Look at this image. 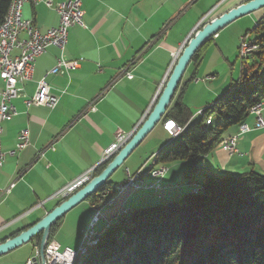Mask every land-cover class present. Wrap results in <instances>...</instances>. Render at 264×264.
<instances>
[{
    "label": "crops",
    "instance_id": "0c3cea01",
    "mask_svg": "<svg viewBox=\"0 0 264 264\" xmlns=\"http://www.w3.org/2000/svg\"><path fill=\"white\" fill-rule=\"evenodd\" d=\"M43 1L26 3L21 12L22 17L32 20L42 33L58 25L57 13L47 8ZM80 1L84 26L68 28L63 51L65 60L81 59L80 65L71 72L47 74L59 57V51L49 47L35 60L32 79L23 84L20 97L13 101L17 115L1 125L0 148L4 161L0 168V244L31 228L63 202L64 199L56 198L54 194L87 171L97 168L106 150L115 143L117 130L129 135L130 139L154 106L175 63L174 57H178L187 40L211 19L248 0ZM262 13L264 8L249 14L247 19L256 23ZM232 23L221 29L210 42L221 56H224L222 50L229 38L237 47L238 41L247 33L239 26L231 36L228 30L236 22ZM234 57L235 52L231 50L225 60L228 63ZM199 66H192L185 82L183 75L177 90L181 101L189 83L198 85ZM122 70L129 71L132 78L124 76ZM241 72L240 63L236 81L230 72V76L227 75L214 88L212 85L218 78L207 75L204 83L211 84L203 88L201 99L192 106L195 111H203L217 103L229 85L239 81ZM43 77L50 95L58 100L52 110L24 104ZM91 103L94 111L88 109ZM183 104L190 110L188 104ZM261 116L264 120V111ZM164 122L162 119L119 167L121 176L117 174L119 168L111 175L108 182L112 186L124 180L125 170L131 173L141 170L145 183L157 181L142 168L150 156L173 141L163 128ZM242 123L249 130L238 138L237 152L229 154L218 145L199 159L196 183L201 184L207 172L238 175L254 171L264 176V128L255 129V116L251 114ZM238 126L229 128L223 137L237 134ZM22 129L29 132V144L11 156L9 151L15 148ZM139 149L142 157L138 165L131 162V156ZM186 163L179 161L164 165L166 172L158 180L164 188L162 198L177 193L175 198H178L186 194L185 189L190 192L191 187L182 179ZM179 183L181 189L176 193ZM10 184L14 186L5 192ZM136 193L141 194L135 196ZM151 196H155L153 190L115 192L106 205L97 206L101 213L97 230H102L107 222L115 221L121 211L151 204ZM94 207L85 200L67 212L56 222L52 240L60 248L76 250L81 231L92 220ZM32 239L1 254L0 264H24L33 255L35 244Z\"/></svg>",
    "mask_w": 264,
    "mask_h": 264
},
{
    "label": "trees",
    "instance_id": "16d2710c",
    "mask_svg": "<svg viewBox=\"0 0 264 264\" xmlns=\"http://www.w3.org/2000/svg\"><path fill=\"white\" fill-rule=\"evenodd\" d=\"M9 3L0 0V24ZM252 31L262 35L250 41L256 50L240 62L248 72L245 78L241 75L238 82H232L221 99L200 110L199 119L188 127L192 114L181 94L162 118L175 121L184 131L155 153L156 163L187 161L182 179L191 190L198 186L197 191L129 210L74 264H264V176L254 171L238 175L207 172L204 181L196 183L199 159L220 145L226 131L241 124L249 109L264 100V16ZM211 41L196 51L189 66L200 65ZM105 166H98L94 176ZM114 195L113 186L106 182L87 200L99 207ZM40 238L41 234L33 237L35 246Z\"/></svg>",
    "mask_w": 264,
    "mask_h": 264
},
{
    "label": "built area",
    "instance_id": "2783aa9c",
    "mask_svg": "<svg viewBox=\"0 0 264 264\" xmlns=\"http://www.w3.org/2000/svg\"><path fill=\"white\" fill-rule=\"evenodd\" d=\"M41 0H10L7 13L0 24V136L2 133V123L10 120L17 115L13 101L20 97L23 89V84L32 79L35 60L44 54L49 47H54L59 51V57L56 60L55 66L47 74H59L71 72L78 68L81 63L79 60H65L63 58V51L67 44L68 28L73 25L83 27L82 17L83 11L80 0H65L63 2L54 3L52 0H44V5L55 11L58 15V25L49 28L45 32H40L34 25L32 20L24 19L22 17V7L26 3L37 4ZM256 50L247 37L240 39L238 50V58L240 61H245L251 51ZM176 58V57H174ZM122 74L128 79L132 78L129 71L122 70ZM57 98L50 95V88L45 81V77L41 78L35 87L33 95L24 100V104L29 107L32 104L43 106L50 110L57 105ZM88 109L94 111L93 104H89ZM264 111V100L252 106L248 114L255 116V129L264 128V120L261 112ZM175 121L167 120L163 124L164 130L173 135L176 129L180 128ZM248 127L241 123L238 126V132L235 135L222 138L220 147L229 154L237 152L236 145L238 138L248 132ZM116 141L110 146L103 155L101 164L105 162L114 152H116L126 141L129 135L124 134L120 130L115 132ZM29 144V132L27 129H22L18 135V141L15 148L9 151V155L13 156L18 151L26 148ZM50 149L54 148L52 145ZM42 155V153H41ZM4 154L0 148V168L3 165ZM98 167V166H97ZM96 168L84 173L76 180L61 188L54 196L60 199H66L72 195L76 190L86 184L95 173ZM166 170L162 168V164L156 168L150 175L157 178V181L151 184L145 183L143 178H140V170L136 172H129L125 170L124 180L113 186L116 192L124 190L144 191L153 190L154 193H160L162 198L163 187L159 183V179L163 177ZM14 184H10L5 192H8ZM198 186H194L191 191L197 190ZM123 211L120 212V215ZM100 218L99 208L94 207V216L89 226L81 231L83 238L95 236L94 225ZM44 258L46 264H71L74 260L76 251L71 248H60L55 241H50L44 248ZM39 250L35 246L33 255L30 256L24 264H38Z\"/></svg>",
    "mask_w": 264,
    "mask_h": 264
},
{
    "label": "water",
    "instance_id": "95a60500",
    "mask_svg": "<svg viewBox=\"0 0 264 264\" xmlns=\"http://www.w3.org/2000/svg\"><path fill=\"white\" fill-rule=\"evenodd\" d=\"M263 8L264 0H248L246 3L232 8L229 11L221 14L220 16L211 19L210 21L205 23L199 30H197L193 34V36L187 40L184 48L180 52L170 70L169 75L167 76L164 86L159 96L157 97L154 106L147 115L146 119L136 130L134 135L128 141H126V143L123 144L116 152H114L105 162L98 165L100 166L106 164L105 168L98 175L93 176L86 184L76 190L66 200L61 202L34 226L20 233L18 236L5 241L3 244H0V255L26 242H29L34 236L41 234L38 261L39 264H46L43 253L45 246L49 242L52 226L57 221H59L67 212L79 205L81 202L87 200L92 194L96 193L104 183L108 182L111 175L123 164V162L139 146L143 139L162 120L167 109L172 103L182 77L185 74L186 69L189 66L191 59L196 51L200 49L209 39L217 35V33L225 26L241 17L254 13L255 11ZM241 75L243 78L248 75L246 68L242 69ZM100 218L98 219V221L100 220ZM119 218L120 214L117 216L115 221L107 222L103 226L102 230H97V221L94 225L95 236L93 237L83 238L80 233V244L78 248L74 250L77 253V257H81L86 251L93 247L100 240L102 233L114 226Z\"/></svg>",
    "mask_w": 264,
    "mask_h": 264
},
{
    "label": "rangeland",
    "instance_id": "374dc122",
    "mask_svg": "<svg viewBox=\"0 0 264 264\" xmlns=\"http://www.w3.org/2000/svg\"><path fill=\"white\" fill-rule=\"evenodd\" d=\"M263 16H264V13L259 15L257 17L256 22H258ZM247 18H249V15H246L244 17H241V18L235 20L232 24H234L235 22L236 23L231 27V29L228 30L229 31L228 34H230L232 36L235 32V29L237 27L241 26L243 28V32L248 33L247 39L249 41L252 42V41H254V39L259 38L262 35V32H260V31L253 32L252 30H253L256 23H252ZM230 40H231V38L228 39L226 47L224 48V50H222L224 56H221L219 51L216 50L214 43L210 44L206 48V50L204 51L202 63L198 68V73H197V79H199L198 85L193 83V82L189 83L188 89L182 95V102L188 104L190 106L189 107L190 112L194 114V116L192 117L189 124H192L199 119V115H197L195 108H193L192 106L196 105L198 103V101L201 99V94H202L201 92H203L202 91L203 88L208 87L211 84L210 82L204 83L207 75H209V74L210 75H216V77L218 78V80L213 83L212 88H214L216 85L221 84L223 81L222 79L227 77V75L229 77L230 72L233 73V81H236L238 78V74L240 71V62H241L240 59L238 58V47L240 45V42L238 41L237 47H234L231 44ZM231 50L233 53L235 52V57L233 59L230 58V60L227 63L225 59H226V56L229 55V53L231 54ZM191 70H192V66L190 65L184 74L183 82H185L187 80V78L190 76ZM178 95H179V93L177 92L176 97L174 98L172 103H174L176 101ZM217 120H218V117L215 116L214 122H216ZM174 139L175 138H173V140ZM152 156H150L149 160L144 163L143 168H142L144 171L148 170L149 162H150ZM141 157L142 156L140 155V149H139L138 151H135L133 153V156H131V160H132L131 162H133L134 164L138 163V165H139L141 163V159H140ZM117 174H118V176H121L120 175V174H122L121 168L118 169ZM93 176H94V174H93ZM180 186H181V183H179L178 186L176 187V190H175L176 193L178 190L181 189ZM184 191L186 193L188 192L187 189L183 190V192ZM140 194L141 193H136L135 196H139ZM177 195H178V193L175 194L174 196L165 195L164 198H162L161 200L156 199V196H151L150 202L151 203H157V202L176 200L177 198H175V197H177ZM37 247L39 250V245ZM38 264H39V261H38Z\"/></svg>",
    "mask_w": 264,
    "mask_h": 264
},
{
    "label": "bare ground",
    "instance_id": "6f19581e",
    "mask_svg": "<svg viewBox=\"0 0 264 264\" xmlns=\"http://www.w3.org/2000/svg\"><path fill=\"white\" fill-rule=\"evenodd\" d=\"M179 56V55H178ZM176 59H177V57L175 58V61H176ZM197 115H201V111H199L198 113H197ZM206 124L207 125H210L211 124V120L210 119H208L207 121H206ZM183 132V128L182 127H180V128H177L176 129V133L175 134H173V135H170L171 137H173V138H176V137H178L181 133ZM222 143V140H221V142H220V144ZM220 146V145H219ZM160 165H158L157 163H156V154H153V156H152V158H151V160H150V162H149V168H148V171H149V173H153L155 170H156V168H158ZM162 168L163 169H165L166 170V167H164L163 165H162ZM144 176H143V174H142V171L140 170V178H143ZM197 190H195L194 192H196ZM155 194H157L159 197H160V193H155ZM126 213V211H123L122 212V214L120 215V218L121 217H123V215ZM76 258H77V254H75V256H74V260H73V262L71 263V264H74L75 263V260H76Z\"/></svg>",
    "mask_w": 264,
    "mask_h": 264
}]
</instances>
